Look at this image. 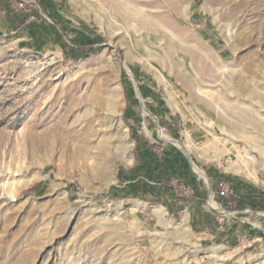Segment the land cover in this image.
Returning <instances> with one entry per match:
<instances>
[{"label": "rangeland", "instance_id": "obj_1", "mask_svg": "<svg viewBox=\"0 0 264 264\" xmlns=\"http://www.w3.org/2000/svg\"><path fill=\"white\" fill-rule=\"evenodd\" d=\"M166 147L208 196L171 160L131 193ZM0 264H264V0H0Z\"/></svg>", "mask_w": 264, "mask_h": 264}, {"label": "crops", "instance_id": "obj_2", "mask_svg": "<svg viewBox=\"0 0 264 264\" xmlns=\"http://www.w3.org/2000/svg\"><path fill=\"white\" fill-rule=\"evenodd\" d=\"M172 150V152H171ZM144 154V151H143ZM143 157L139 158V162L136 166L131 167L126 173L122 174V179L124 180V184H127L131 188V193L134 192L136 188L138 190L139 186L147 187V184H155L154 181L150 182L145 177H149L150 172L153 176L158 177V182L165 177L166 170L165 162L167 160H171L177 167L176 170L177 175L179 176L180 180L184 183L185 188L194 190L195 194L204 193L208 196L209 191L202 192L203 189L200 186V182H198L197 178L194 176L193 172L191 171V164L188 162L187 157L183 152H179L178 150L171 148L170 150L166 147L164 148V152L162 155H154L151 157L149 155H141ZM135 164V162H134ZM164 168V169H162ZM138 193V192H136ZM135 194V192L133 193ZM138 195V194H137ZM131 198V204H135L134 201L138 202L136 205H140L141 201L138 198L133 196ZM216 200L219 202L221 199L219 197H215ZM221 202V201H220ZM219 202V203H220ZM214 203L215 200H214ZM217 204V203H216ZM221 206V203H220ZM239 207H243L242 204ZM165 215L173 216L175 215V219L169 218L170 221H173V227L175 228L176 232H182L183 230L187 229L192 230L194 228H199L202 233L211 235L212 237L215 235L216 223L217 218L225 219L226 212L222 211V207L214 208V210H209L205 207L201 202L197 200H190V199H182L180 202L176 201L174 196H171V199L167 200L165 206H163ZM222 208V209H221ZM238 217L235 220L229 222L228 218L225 220V228L231 227L236 223L238 219L241 218V212L238 213ZM260 215H262L260 213ZM165 219V218H164ZM166 220V219H165ZM231 229V228H230ZM231 231V230H230Z\"/></svg>", "mask_w": 264, "mask_h": 264}, {"label": "bare ground", "instance_id": "obj_3", "mask_svg": "<svg viewBox=\"0 0 264 264\" xmlns=\"http://www.w3.org/2000/svg\"><path fill=\"white\" fill-rule=\"evenodd\" d=\"M56 134V133H55ZM123 142H124V140H123ZM107 145L104 147V151H105V153L106 152H110L109 150H110V144H111V141H110V139L107 141V143H106ZM121 144H122V142H121ZM88 146V145H87ZM122 146V145H121ZM117 147V146H116ZM119 147H120V145H119ZM88 148V147H87ZM87 148H85V149H87ZM118 148V147H117ZM89 150V149H88ZM83 151L85 152V150L83 149ZM90 151V150H89ZM100 151V150H99ZM115 151V150H114ZM114 151L112 150V152L114 153ZM117 151V150H116ZM119 151H120V149H119ZM118 152V151H117ZM104 153V152H103ZM113 153H109V154H113ZM116 153V152H115ZM108 154V155H109ZM117 154V153H116ZM103 155H105V154H103ZM107 156V155H106ZM117 156V155H116ZM116 156H114V157H116ZM113 157V156H112ZM113 157V158H114ZM102 158V157H101ZM107 158H109L108 156H107ZM112 158V159H113ZM104 160H105V158H104ZM109 160H111V155H110V158H109ZM102 167H106V165H104V166H101V168ZM104 169V168H103ZM94 171L95 172H97V173H99V172H101L100 171V169H99V167H94Z\"/></svg>", "mask_w": 264, "mask_h": 264}, {"label": "built area", "instance_id": "obj_4", "mask_svg": "<svg viewBox=\"0 0 264 264\" xmlns=\"http://www.w3.org/2000/svg\"><path fill=\"white\" fill-rule=\"evenodd\" d=\"M219 194L223 196V195H225V192H224L223 190H221V191L219 192Z\"/></svg>", "mask_w": 264, "mask_h": 264}, {"label": "trees", "instance_id": "obj_5", "mask_svg": "<svg viewBox=\"0 0 264 264\" xmlns=\"http://www.w3.org/2000/svg\"><path fill=\"white\" fill-rule=\"evenodd\" d=\"M223 199V198H222ZM226 200H225V198L223 199V202H225Z\"/></svg>", "mask_w": 264, "mask_h": 264}]
</instances>
